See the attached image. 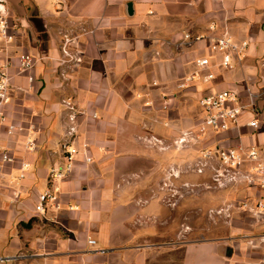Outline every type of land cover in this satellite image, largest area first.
<instances>
[{
    "label": "crops",
    "instance_id": "0c3cea01",
    "mask_svg": "<svg viewBox=\"0 0 264 264\" xmlns=\"http://www.w3.org/2000/svg\"><path fill=\"white\" fill-rule=\"evenodd\" d=\"M3 9L15 39L8 47L0 41V61L12 62L0 124V256L13 264H264V214L240 205L264 199V180L215 188L218 232L200 239L186 238L181 203L169 205L160 190L167 169L203 147L264 150V0H6ZM224 33L249 43L230 69L207 39L185 38ZM66 34L78 63L62 62ZM23 53L36 61L18 73ZM201 57L208 67L196 66ZM208 72L209 81L179 87ZM223 89L245 106L238 120L209 129L198 144L175 146L203 117L198 98ZM67 99L79 112L75 144H87L91 161L79 153L72 173L51 183L49 169L63 163ZM4 150L12 161H2ZM50 187L58 207L39 214L37 197ZM203 188L209 198L214 188Z\"/></svg>",
    "mask_w": 264,
    "mask_h": 264
},
{
    "label": "built area",
    "instance_id": "2783aa9c",
    "mask_svg": "<svg viewBox=\"0 0 264 264\" xmlns=\"http://www.w3.org/2000/svg\"><path fill=\"white\" fill-rule=\"evenodd\" d=\"M6 4V0H0V5ZM14 25L11 24L6 9L0 10V41L4 42L5 46H9L14 42L15 35L13 32ZM211 29L214 26L210 27ZM185 38L190 41H197L200 39H207L209 41V48L211 51L220 53L222 55L221 65L224 68L230 69L231 56L240 58L244 55L249 43L247 40H243L237 43L232 40L231 36L227 33L218 36L198 35L190 36L185 35ZM68 34L63 37L62 52L65 57L62 62H74L81 61L80 56L70 51L69 44L73 41ZM36 59L34 56L28 53H23L16 58V68L18 73L29 72ZM12 62L10 59L0 61V124L5 122V115L2 112V107L9 102V89L12 76L8 73V68ZM264 64V63H263ZM210 65L208 57H201L196 60V66L199 69L206 68ZM213 78V74L208 72L201 78L197 75H188L184 78L183 83H180L179 87H184L185 83L200 80L207 82ZM31 81L33 78L29 76ZM250 97L253 95L249 92ZM198 105L203 112L201 121L189 130L184 131L176 140L175 146L178 148H187L192 144H198L201 142V137L204 136L209 129L215 131L227 130L231 123L238 120L245 106L240 103L237 94L234 91L223 89L212 94H206L198 98ZM63 105L67 111L66 118L68 125L65 128L64 139L60 143V150L63 155V163L60 165L52 166L48 171V178L51 183L59 181L68 177L74 168L76 156L81 153L84 156L85 162H90L91 157L87 153V144L83 143L80 150L75 144V135L77 134V115L79 112L75 109L74 104L70 99L63 100ZM95 116V114H93ZM249 126L257 127L258 122L251 120L248 123ZM7 134H13L16 126L13 123H7ZM28 149H34V145L31 141L27 142ZM264 150H260L257 147H244L238 145L235 147H229L226 149L203 147L199 153L192 159L185 161L182 165L170 166L161 182L160 190L163 192V201H166L169 205H175L176 201L173 200L175 195H178L176 187V180L180 179L183 174H198L208 175L211 184H206L207 187L224 188L231 184L244 182L247 184H253L259 180L263 182L264 178ZM2 161H12V157L6 150L1 152ZM28 164L22 163L21 170L18 178L24 177V171L27 169ZM183 187H193L194 184L184 181L181 183ZM19 192H14V200L17 199ZM58 195L57 188L50 187L40 193L37 197V201L34 205L35 212L44 214L46 207L55 205L58 207ZM242 207H248L254 213L264 214V199H258L254 202L252 207L248 206L247 202H241ZM87 243L94 245L96 241L92 238H88ZM8 258L0 256V263Z\"/></svg>",
    "mask_w": 264,
    "mask_h": 264
},
{
    "label": "rangeland",
    "instance_id": "374dc122",
    "mask_svg": "<svg viewBox=\"0 0 264 264\" xmlns=\"http://www.w3.org/2000/svg\"><path fill=\"white\" fill-rule=\"evenodd\" d=\"M185 161L178 163L177 166L184 164ZM184 181H188L189 183L194 184V186L189 188L181 186V183ZM175 184L179 196L175 195L173 200L181 203L179 205L180 229L186 230L188 228L189 233H191L187 235L186 238L200 239L205 235L210 234L213 236L215 232H218L219 213L218 209L215 208L218 201V190L213 187L214 189H210L212 192L209 194V198L205 196L204 190L206 189L203 187L206 184H211L208 175H206V173L203 175L183 174L180 179L176 180ZM204 199H208L207 201L211 202V206L213 207L211 210L203 208ZM5 252L0 250V253ZM2 257L5 258L6 256ZM0 264H13V262L5 259Z\"/></svg>",
    "mask_w": 264,
    "mask_h": 264
},
{
    "label": "trees",
    "instance_id": "16d2710c",
    "mask_svg": "<svg viewBox=\"0 0 264 264\" xmlns=\"http://www.w3.org/2000/svg\"><path fill=\"white\" fill-rule=\"evenodd\" d=\"M23 226H24V227H28V224H27V223H23Z\"/></svg>",
    "mask_w": 264,
    "mask_h": 264
}]
</instances>
